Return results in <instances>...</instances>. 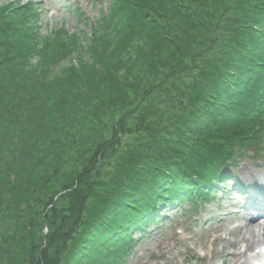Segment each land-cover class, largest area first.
<instances>
[{
	"label": "trees",
	"instance_id": "trees-1",
	"mask_svg": "<svg viewBox=\"0 0 264 264\" xmlns=\"http://www.w3.org/2000/svg\"><path fill=\"white\" fill-rule=\"evenodd\" d=\"M109 1L84 46L79 34L64 29L39 34V8L33 2H7L0 7V264H122L135 241L134 233L146 235L150 224L166 215L165 206L208 201L238 158L264 152V0L241 1L242 12L218 42L223 43L221 58L214 60L212 70H202L201 77L190 81L192 75L184 72L192 69L181 59L191 57L197 68L207 51L195 47L193 38L188 47L177 39L191 33L185 24L199 16L197 11L185 12L180 7L185 6L183 0L180 6L168 8H159L154 3L158 0ZM206 1L202 0L203 9L209 5ZM214 1L221 9L230 4ZM76 12L78 22L87 23L85 14ZM136 14L139 20L133 23ZM127 23V32L119 35L111 52L120 56L128 51V57L140 54V68L152 67L156 50L163 57L164 46L177 45L152 68L146 84L113 75L99 91L94 76H86L84 82L83 77L73 78L77 75L73 65L61 78L48 80L51 67H61L75 52H108L96 43ZM150 27L156 31H149ZM173 28L179 34L173 36ZM227 31L234 35L230 40ZM157 101L159 107L167 106L159 108V114L167 113L163 125L153 121L158 116L149 119L158 114L154 112ZM121 105L128 111L114 123L115 137L135 131L141 137L121 152L111 179H100L107 174L103 162L112 157L109 148L116 152L119 143L99 142L83 164L81 158L87 155L78 148L82 145L70 138L69 128L64 129L76 124L68 120H77L79 112L100 119L97 112ZM171 108L174 114L168 113ZM129 117L133 123L128 128ZM71 160L73 169L80 171L68 180L71 188L76 182L78 187L58 197L46 192L45 186ZM78 163L82 167L76 168ZM90 180L95 181L92 187Z\"/></svg>",
	"mask_w": 264,
	"mask_h": 264
},
{
	"label": "rangeland",
	"instance_id": "rangeland-1",
	"mask_svg": "<svg viewBox=\"0 0 264 264\" xmlns=\"http://www.w3.org/2000/svg\"><path fill=\"white\" fill-rule=\"evenodd\" d=\"M200 1L196 2L195 0H183V4L185 6H180V2H182V0H158V2H154L160 5L159 8H168L173 5H177L185 10V12H189L190 9L191 11H197L199 14L198 17L195 15L193 19L191 18V20L185 24V28L190 29L191 33L179 35V39H177L179 43L181 42V45L188 47V44L191 43L190 39L193 38V45L195 47H202L207 51L200 56L204 59L200 58L203 63L198 64L197 68L194 64L190 63L191 57L189 58L188 56L187 58L183 57L184 59H181L185 64V67H190L192 69L188 70L185 68V70H187L184 73L187 76L192 75L187 78L188 81H190L193 76H200V72H202V70H206V72L210 69L212 70L211 65L215 64L214 60L221 58L219 49L223 46V43L222 41L220 43L218 42L224 37L223 33L226 32L227 27L229 28L233 25L234 18L239 17V13L242 12L239 10L242 0H225L230 3L227 4L225 9H221L218 2L208 0L206 1L209 3L207 8L210 10L207 8L203 9L201 7L202 0ZM7 2L16 4L33 2L35 6L39 8L38 11L40 21L37 29L39 34L47 36L52 35L59 29H64L68 34H79L82 39L80 40V43L84 46L85 43H87L88 38L90 39L91 34L93 33L92 25H96L97 19L99 20L100 11H105L109 6L110 1L0 0V7L4 6ZM78 9L87 17V23L78 22L76 12ZM175 9L178 10V8ZM216 10L217 12H215ZM157 11L162 10L159 9ZM137 20H139L138 15L133 18V23ZM157 20L161 26L166 23L163 18L158 19L157 17ZM129 24L130 23L124 24L122 27L123 29L121 28L119 31H112L110 37L105 38L102 41L103 43H96L98 49H100V46H102V49L107 47L108 52L102 53V56L95 55L89 50H84L83 53L75 52L71 55L72 60H64L61 63V67H51L48 80H56L58 77L61 78L64 76V71L73 65L77 69V75L73 78L83 77L82 82H84L86 80V76L89 78L94 76V82L97 83V89H99V91L104 89L105 81L113 75L117 78V80L120 77H124L127 78V82L132 84H134L135 80H143V84H146L145 82L147 78H151L150 72L152 68L159 65L158 61L161 62L162 59L166 57L165 54H172L173 51L176 50L177 45L173 44L172 48L171 45L170 47H168V45L164 46L165 54L163 57H161L160 53L156 50L154 54H152V62H154L152 63V67L145 66L140 68L138 66L139 61L141 60L140 54L128 57V51L122 52L120 56L119 54L114 55L111 52V50H116V48H113L116 45L115 42L118 41L117 39L119 35H122V32H127V28L124 27ZM171 30L175 31L174 28ZM149 31L155 32L156 29L150 27ZM177 32L180 31H175L171 34L175 36L179 34ZM16 34L17 36L15 34L14 36L19 38L18 33ZM227 34V40L232 39L234 36L230 31H227ZM27 39L28 38L26 37V40ZM31 40L33 41V39ZM195 41L198 42V44H195ZM132 42L133 44L135 43L133 40ZM224 49L227 51L229 50L226 45L224 46ZM218 56H220V58ZM97 57H100V59ZM101 59H104L103 63H101ZM32 61L34 68L37 58L34 56ZM225 61H227V59ZM84 62L89 66L85 67ZM199 66H202V69ZM205 66L207 67L204 68ZM92 67L93 70L91 71ZM32 79L35 80V77L33 76ZM99 100H101V97H99ZM155 104L158 106L154 112L157 111L158 114L159 111H161L159 109L160 107L162 110L167 107L164 104H160L159 107L158 101L155 102ZM171 109L172 110H169L168 113L171 114L172 112L174 114L176 112L175 109ZM92 111L93 110L91 109V113ZM102 111L97 112V114H101L100 119H95L94 115L88 114L86 111L79 112L77 113V120L71 122L68 120L69 123L76 124L72 127H66L64 130L69 128L70 131H72L70 138H76L75 142L82 145L78 148L83 149L87 156L85 157L84 154V157L81 158V163H85V160L92 156L91 149L96 148L99 145V142L102 141L103 143H108L110 141H114L115 145L119 143L120 146L116 152L112 151L113 146L109 148L112 153V157L106 159L101 167L107 174H103V176L101 175L100 179H111L112 174L117 172L119 162H121V159H119L121 152L128 148H132L133 145L137 144V141L141 136H138V132L135 131L132 133L124 132L120 136L118 135L115 137L114 123L119 122L121 120V116L124 113H127L128 109L125 108V105H121L119 109L112 108L106 112ZM108 111H111V115H109L110 112L108 113ZM158 114L150 117L149 119H153L158 116L157 120L153 121L159 122L162 125L163 123L168 122L165 117L167 116L165 111L159 115ZM135 115H137V113H134V116ZM78 121H80V123H78ZM131 123H133V121L132 118L130 120L129 117L125 126L128 124L129 128L132 125ZM83 140L88 142L80 144L79 141ZM72 157L74 158L75 155L72 154ZM65 159H67V157H65ZM72 160L71 162H66L65 166H63V168L59 171L58 176L55 177L53 182L50 181L51 183L45 186L46 192H51V195L58 193V197L63 194L71 193L73 188L78 187V183L76 182L75 186L71 188L73 184L68 179L74 175L76 176L77 172L80 171L78 167H82V164L78 163L76 167L78 169L75 171L72 167ZM248 166H251L255 173L264 174V152H260L258 156L252 152L242 155L238 158L236 167L229 172H232V174L235 175L241 183V178L245 176L244 169ZM67 173L73 174L67 176ZM41 175L46 176L47 174L46 172H43ZM237 179L235 181H238ZM235 181H233V179L229 182L227 181L229 184L228 187L223 182L219 185V187H217V189L212 191L209 195L208 201L201 199L198 201V204H195V206L190 203H179L175 206H165L163 209V212L166 214L165 217H162V220L157 223L153 222L150 224L146 235H142L139 232L134 233L133 239L135 241L129 249L125 257V261L122 264H234L233 262L228 261L230 255L242 252L243 248H245L248 243H252L253 241H255L254 248L247 252L248 257L252 258L259 254L255 262L257 261L259 264H264V227L259 225L255 226L252 230L241 228V225L246 223V218L244 216L246 215L245 208L246 205L249 204V199L246 192L243 191L237 193L232 190V188L240 185L239 182L236 183ZM94 182V180H90L89 185L92 187ZM91 187L87 186L88 190L91 189ZM52 213H55V211H52ZM160 215L162 216L161 213ZM252 215V223L254 225L263 221L262 217H258L256 210L252 211ZM51 217V215L48 216V218ZM225 217H227L228 220L219 225V222H222L221 220ZM47 228L48 225L45 224L44 230ZM234 244H236L235 247L233 246ZM56 246H59V242H57L55 247ZM62 253L61 258L64 259V252Z\"/></svg>",
	"mask_w": 264,
	"mask_h": 264
},
{
	"label": "bare ground",
	"instance_id": "bare-ground-1",
	"mask_svg": "<svg viewBox=\"0 0 264 264\" xmlns=\"http://www.w3.org/2000/svg\"><path fill=\"white\" fill-rule=\"evenodd\" d=\"M244 172H245V176L241 178L242 179L241 183L243 186L242 188H244V190L245 188L248 189L245 190V192L247 193L249 204H247L245 208L246 215L244 217L246 218V223L241 225V228L252 230L255 226L262 225L264 227V174L255 173L251 166L246 167L244 169ZM237 182L240 183V180H238ZM254 210L257 211L258 217L263 218V221L257 225H254L252 223V219H253L252 211ZM227 220H228L227 217L223 218L221 220L222 222H219V225L223 222H226ZM254 244L255 241H253L252 243H248L245 246V248L242 247L243 248L242 252L230 255L228 261L233 262L234 264H255V260L257 259L259 254L255 255L252 258L248 257L247 254L249 250H252L254 248ZM233 246L235 247L236 244H234Z\"/></svg>",
	"mask_w": 264,
	"mask_h": 264
}]
</instances>
